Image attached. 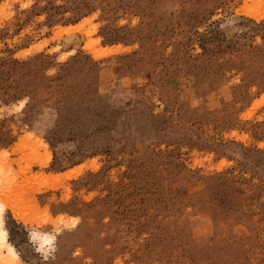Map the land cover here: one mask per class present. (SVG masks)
<instances>
[{"label": "rangeland", "instance_id": "rangeland-1", "mask_svg": "<svg viewBox=\"0 0 264 264\" xmlns=\"http://www.w3.org/2000/svg\"><path fill=\"white\" fill-rule=\"evenodd\" d=\"M0 202L19 264H264V0H0Z\"/></svg>", "mask_w": 264, "mask_h": 264}, {"label": "bare ground", "instance_id": "bare-ground-1", "mask_svg": "<svg viewBox=\"0 0 264 264\" xmlns=\"http://www.w3.org/2000/svg\"><path fill=\"white\" fill-rule=\"evenodd\" d=\"M118 51V50H115ZM113 52V50L111 49H105L103 51H101V53L99 54V56H103V55H108L111 54ZM84 165H80L77 166L73 169H71L69 171V175L70 176H77V175H73V174H79L81 172H83L84 170ZM5 206H7V204H4L2 202H0V249L2 251H0L1 255H5L7 259L12 260L15 264H19V253L16 249V247L10 243L9 240V232L8 230L5 228L4 226V211H5ZM54 240H55V236L53 235H44L42 236V248H47V247H51L54 244ZM41 248V249H42Z\"/></svg>", "mask_w": 264, "mask_h": 264}]
</instances>
